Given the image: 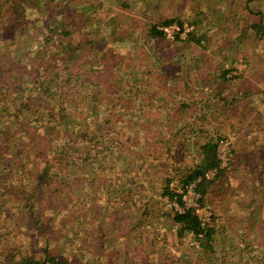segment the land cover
<instances>
[{"label": "trees", "instance_id": "obj_1", "mask_svg": "<svg viewBox=\"0 0 264 264\" xmlns=\"http://www.w3.org/2000/svg\"><path fill=\"white\" fill-rule=\"evenodd\" d=\"M92 1L0 0V220H14L15 215L23 211L27 216L20 233L26 235L27 230L31 232L34 228L44 233L47 239L50 231L60 233L66 230L68 240L81 241L72 256H48L47 262L52 264H84L86 258L91 260L94 257L98 264H115L106 247L108 230L113 228L119 232L123 224H129L133 213L138 212L141 218L152 217L151 194L142 184H153L156 173L161 172L162 177L167 176L161 185L164 197L181 201V189L219 165L215 139H198L204 129L198 131L196 121L192 120L200 115L197 113L201 111L198 120L201 121L209 111L226 116H238L244 112L245 119L255 112L252 91L247 82L246 87L239 89L236 97L226 103L220 96L217 97L222 95L220 85L215 97H211L214 92L209 85L179 83L176 71L166 69L167 64L216 66L209 50L203 48L204 42L209 39L197 23H194L187 40L175 41L172 46L163 44L165 37L160 27L173 22L182 25L183 21L170 18L157 24H147L141 36L132 39L134 35L130 33L122 39H132L135 52L139 45L149 46V56L146 50L144 54L138 52L136 56H130L117 52L109 40L98 36L92 27L79 20L75 13L83 6H90ZM35 11L39 13V18L32 15ZM23 14L25 16L22 17ZM56 16L61 18L58 20L63 26L57 35L54 31ZM45 23L49 32L42 39L44 52L36 56L38 65L32 60L28 61L29 64L23 63L10 48L12 42L17 41L19 50L29 48V38H26L29 29L38 24V30H41ZM255 31L260 34L259 29ZM188 46L198 53L197 58L170 61L169 51H184ZM29 51L25 50L26 53ZM155 52L158 54L155 55ZM232 70H222L219 78L229 82L242 80L241 74H233ZM125 79L133 85L132 89L122 87ZM195 92L203 95V99L192 102L190 97L186 98ZM80 106L86 108L85 113L91 119L85 126L73 120L75 115L72 110ZM192 107H196L197 113L192 112L189 116L187 114ZM236 108L239 109L238 114ZM258 115L260 111L252 119H258ZM127 119H131L130 122ZM139 120L148 124L146 129H139ZM174 122H179V129L175 132ZM169 126L170 136H158L159 130H167ZM175 137L179 143H175ZM152 145L160 146L158 156L149 148ZM122 146L125 150H132L136 158L131 160L130 155H124ZM117 150L120 167L113 164L108 172V161ZM193 150V159L183 166L178 177L170 174L177 170L183 156ZM91 156L101 172L99 175L90 173L88 176H92V181L76 179L82 182L76 186L72 170L76 168L81 172V160H84L82 167L86 168L92 160ZM154 159L159 161V165L153 163ZM155 166L158 168L156 172L153 171ZM125 171H129L130 176L124 177ZM116 172L117 175L112 177L111 174ZM231 173V169H220L216 179H204L198 185L202 204H215L228 199L232 189ZM148 175L151 177L146 178ZM129 181L134 189L126 186ZM73 188L85 193L83 205H80L82 198L79 195H72ZM127 193L128 197L131 195V202L126 200L130 205L124 209L126 214L123 215L120 199H124ZM117 194L120 197L114 198ZM99 195L103 200H98ZM42 196L52 202V211L64 209L60 207L59 199H70L68 203L77 204L79 213L82 208L87 211L83 214L72 212L68 223L66 218L60 219L54 228V220L51 218L50 223L47 217L50 215L38 214L36 203H46ZM111 198L114 202L109 205ZM9 204L14 211L7 215L5 208ZM96 211V222L102 219L96 224V230H92L89 226L94 224L88 223L87 216ZM173 219L180 225L181 234L195 237L200 250L212 249L214 227L202 229L199 216L191 211L177 213ZM259 232L264 246V221ZM2 235L0 233V243L4 240ZM82 242L89 245L86 247ZM0 264H38V261H35L34 255L2 249L0 244Z\"/></svg>", "mask_w": 264, "mask_h": 264}, {"label": "rangeland", "instance_id": "obj_2", "mask_svg": "<svg viewBox=\"0 0 264 264\" xmlns=\"http://www.w3.org/2000/svg\"><path fill=\"white\" fill-rule=\"evenodd\" d=\"M75 14H78L82 23L92 27L98 36L109 40L117 52L127 53L130 56H136L138 52L144 54L145 50L146 55L149 56L151 50L149 46L139 45L135 52L131 42L132 39L141 36L147 24H157L161 20L170 18H179L183 24L190 23L193 26H195L194 23H197V27L209 39L208 42H204L203 48L210 50L215 55L214 63L217 66L235 69L236 72L233 74H241L242 80L237 79L236 81V93L239 89L246 87V82L251 89L252 105L255 112L250 118L256 116L260 111L258 119H252V127L237 128L236 126L234 133L230 129V122L221 121L226 114L220 115V113L209 111L204 115L205 118L202 116L201 121H198L202 115L201 111L197 113L196 107H192L191 111H188L187 115L189 116L192 115V112L200 114L192 119L196 121L198 131L204 129L198 139L206 141L212 137L217 142L220 137L230 136L234 146L235 158L228 168L233 173L230 195L227 200L222 202L215 204L206 202L213 213L210 226L215 229L212 249L206 248L202 251L195 237L187 233H180V225L173 219V216L177 214L174 202L178 199L164 197L161 185L167 176L162 177L163 174L157 172L153 184L141 185L147 187V193L151 194L152 217L141 218L137 214L138 212L133 213L129 224H123V228L119 232L113 228L108 230L106 247L112 256V262L115 264H264V246L261 244L259 235L260 225L262 226L264 221V0H93L90 6H83ZM32 15L39 18L37 11ZM23 16L25 15L23 14ZM56 17L54 31L57 35L61 33L63 26L58 20L61 18ZM39 27L40 25L37 24L30 28L26 35V38H29L30 46L25 50H30L29 53L19 50L17 41L12 42L10 46L12 51L17 54L16 58L25 64L32 60L38 65L39 59L36 56L44 52L41 47L42 39L47 37L49 31H46V23L41 26V30H38ZM256 29H259L260 34L255 33ZM43 31L44 33H41ZM130 33L134 35L132 39H122L123 36ZM164 37L163 44L172 46L173 43H176L166 38L165 35ZM32 40L36 41L32 42ZM193 49L188 46L186 50ZM155 55H157L156 52ZM155 55L152 53V57ZM146 58L148 61V57ZM150 62L152 64V61ZM166 69L170 70L172 66L167 64ZM132 86L126 79L122 83L124 89L127 87L132 89L130 88ZM85 110L84 106L72 110L75 115L73 120L75 123L79 122L80 126H85L91 121ZM238 111L239 109L236 108L237 114ZM244 115V112L239 113L238 119H245ZM130 120L127 119V122ZM139 121V129H146L148 124L141 122L142 120ZM178 123L174 122V132L175 129H179ZM169 128L170 126L167 130H159L158 136H170ZM249 129L256 130V132L248 134ZM174 140L175 143H179L176 141V137ZM149 148L152 149L154 155H159L160 146L152 145ZM90 149L93 150L92 147ZM121 150L124 155H130L131 160L136 158L132 150H125V146H122ZM118 153L117 150L112 155V159L108 161V172L113 164L120 167ZM141 154L143 157L142 152ZM194 155V150L188 151L183 156L181 163L177 164L179 166L177 170L170 174L178 177L183 166L188 165ZM141 156L138 157L141 158ZM82 162H80V169H83L81 172L76 168L72 170L75 175L74 181L80 178L92 181V176L88 175L90 173L99 175L101 169L96 167L97 162L93 157L86 168L82 167ZM153 163L156 166L159 165L157 159H154ZM156 166L153 168L154 172L158 170ZM117 173H112L111 176L115 177ZM123 175L124 177L130 176L129 171H125ZM83 177L85 178L83 179ZM150 177L151 175L146 176V178ZM80 184L82 182L80 183L79 180L75 181L76 186ZM126 186L135 188L130 181L126 183ZM76 189H71L72 195H79L82 198L80 205H83L85 193ZM48 192L50 193V191ZM127 195L129 194H125L124 199H120L123 205V215L126 214L125 210L130 205L126 200L131 202V195L130 197ZM119 197L117 194L114 198ZM42 198L46 200V203H36L38 214L50 215L47 216L50 221L46 218L45 221L51 223L53 219L54 228L60 219L66 218L68 223L73 215L72 212H78L77 204L68 203L70 199L68 201L59 199L60 207L64 209L62 211L59 208L60 211L57 212L52 211V202L43 196ZM42 198L40 197V200ZM114 198L110 199L109 205L114 202ZM100 199L103 200L101 195L98 196V200ZM115 203L117 202L115 201ZM9 205L5 208L7 215L14 211L12 205ZM133 210H135L134 207ZM86 211L87 209L82 208L80 213L83 214ZM94 213L98 212L89 213L90 215L87 216L88 223L94 224L89 226L92 230H96V224L102 219L96 222L95 218L97 219L98 215ZM122 213H120V217ZM139 213L142 214V211L140 210ZM25 215L27 216V213L21 211L15 215L14 220H0V233L4 236V240L0 243L2 249L14 250L18 254L23 251L25 254L34 255L38 264H41L42 261H45V264H52V262H47L48 256L56 254L72 256V253L77 252V245L81 244V241L68 240L69 233L66 230L60 233L50 231L47 239L44 233L38 232L39 230L34 228L31 232L27 230L26 235L20 233L26 223ZM82 245L87 247L89 243L82 242ZM97 249L98 247L94 249L96 254L98 253ZM103 256L105 255L103 254ZM117 256L121 258H116ZM74 259L76 260V255ZM84 264H98V261L96 262L95 257L91 260L86 258Z\"/></svg>", "mask_w": 264, "mask_h": 264}, {"label": "built area", "instance_id": "obj_3", "mask_svg": "<svg viewBox=\"0 0 264 264\" xmlns=\"http://www.w3.org/2000/svg\"><path fill=\"white\" fill-rule=\"evenodd\" d=\"M166 38L171 41L187 40L190 37L194 26L190 23L180 24L171 23L160 27ZM216 155L219 165L207 170L203 176L198 177L193 182L187 184L184 189H181V201L174 202V207L177 213L184 214L186 211H191L199 216V221L202 229H207L211 226L213 213L208 204H202L201 194L198 191V185L205 179L212 181L216 179L220 169L229 168L234 158V146L230 136H225L217 141Z\"/></svg>", "mask_w": 264, "mask_h": 264}, {"label": "crops", "instance_id": "obj_4", "mask_svg": "<svg viewBox=\"0 0 264 264\" xmlns=\"http://www.w3.org/2000/svg\"><path fill=\"white\" fill-rule=\"evenodd\" d=\"M165 39V38H164ZM174 44V43H173ZM209 53L215 58V55L209 50ZM158 54V53H157ZM167 54V53H166ZM198 57V53L195 52L194 50H184V51H169V59L170 61H176L179 59H194V58ZM191 63V62H190ZM172 69L170 70H174L176 71V75H177V81L179 83H183L186 84L187 82L192 85V86H196V85H209V87H212V91L214 92V94L211 95V97H215L216 95V91L218 90V86L219 89H223L222 95H217L220 96V99H222V101H227L228 100H232L234 97H236V80L233 82H229L228 80H225L223 78H219V75H221V73L223 72L222 70H226L229 69L227 67L224 66H213L212 64H209V66H190L187 65L183 66V65H171ZM170 67V66H168ZM232 69V68H230ZM235 69L232 70V73H235ZM217 74L215 78H213V75ZM205 75V76H204ZM231 73L228 74V76H230ZM207 76V77H206ZM194 90V89H192ZM190 97L191 101L194 102L195 100H201L203 99V95H198L197 92H195L193 95H189L186 98ZM209 98V97H208ZM226 98V99H225ZM239 117L236 115H227L224 118H222L221 121H225V122H230V129L232 131V133L236 132V126L237 128H242L243 126L245 128H249L252 127V118L249 119H238ZM240 124H244L243 126H240ZM256 130L253 129H249L247 131L248 134H252L255 133ZM235 158V155H234ZM233 177V173H231V179Z\"/></svg>", "mask_w": 264, "mask_h": 264}]
</instances>
